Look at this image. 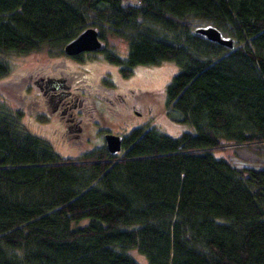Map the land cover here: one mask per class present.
I'll list each match as a JSON object with an SVG mask.
<instances>
[{
	"label": "trees",
	"instance_id": "obj_1",
	"mask_svg": "<svg viewBox=\"0 0 264 264\" xmlns=\"http://www.w3.org/2000/svg\"><path fill=\"white\" fill-rule=\"evenodd\" d=\"M0 0L4 54L62 52L86 28L129 75L164 61L177 137L131 128L61 157L0 103V264H264V165L238 170L213 152L225 142L264 149V0ZM212 27L231 47L207 39ZM104 46V45H103ZM63 53V52H62ZM84 221V222H83Z\"/></svg>",
	"mask_w": 264,
	"mask_h": 264
},
{
	"label": "rangeland",
	"instance_id": "obj_2",
	"mask_svg": "<svg viewBox=\"0 0 264 264\" xmlns=\"http://www.w3.org/2000/svg\"><path fill=\"white\" fill-rule=\"evenodd\" d=\"M128 2L135 1L128 0ZM126 44L123 39L113 37H108L103 42L104 48L116 55L125 54ZM62 52L45 47L26 55H1L7 62L8 72L0 77V103L12 111L20 112L19 123L24 129L46 139L61 157L75 159L80 156L81 150L90 151L98 148L103 143L101 136L103 131L108 130L110 134H116L120 131L118 128L120 126L123 127V130L119 132L120 135L139 126L154 127L171 137H177L181 132L191 131L187 124L171 120L169 116L171 107H168L165 102L164 86L178 71L174 63L164 61L152 66H137L129 75L124 76L116 65L102 59L101 54L97 53L94 56L84 57V62L79 63L86 65L88 72L83 73L82 76H85L86 82L93 85L92 88L95 90L91 88L83 90L79 84H77L79 85L77 90L88 96L89 101L97 106L89 121H98V124H95L96 129L93 128L87 135L80 137L81 142L78 146L81 150L76 149L72 142L73 133L67 132L65 135L60 133L56 124L57 114L51 113L50 102H41L42 91L37 85L41 83L39 78L42 75H37L40 70L41 72L47 69L57 71L64 65L68 69H75V61ZM102 74L110 80V87L100 81ZM41 85L43 86L44 83ZM74 86L75 84H72V87ZM127 88L134 89L137 102L143 104V109H139L140 116L134 114L133 111L138 110L139 106L132 108L134 105L132 100L126 103L118 98V95H122ZM109 92L113 94L109 95ZM104 96L112 102H106ZM135 96L132 95L133 98ZM98 99L102 102V106L96 102ZM129 106H131L130 109H128ZM63 136H66L64 140ZM213 155L228 161L238 170L258 169L264 165V149L256 144L236 145L225 142L216 152H213ZM127 252L137 263L145 264L144 257L137 250L130 249Z\"/></svg>",
	"mask_w": 264,
	"mask_h": 264
},
{
	"label": "flooded vegetation",
	"instance_id": "obj_3",
	"mask_svg": "<svg viewBox=\"0 0 264 264\" xmlns=\"http://www.w3.org/2000/svg\"><path fill=\"white\" fill-rule=\"evenodd\" d=\"M104 50L105 48L102 43V47L98 50L91 52L84 51L77 55L70 56V58L75 61V69H68L64 65L63 68L57 69V71H51L47 69L41 72L40 70L39 74H37L42 75L39 80L42 84L44 83L43 86L41 85V83L37 84L39 89L42 91L40 97L41 102H50L51 113L57 114L56 124L58 129L60 130V133H62V135H65L67 132H72V142L74 145L73 147H75L76 149L79 148L81 150V147L78 146L81 142L80 137L87 135L89 130H92L93 128L96 129L95 124H98V121H89L93 111L96 110L97 106H94V104L89 101L88 96L83 95L82 92L77 90V86L79 85L83 90H87L88 88L95 90L94 88H92L93 85H90L88 82H86L85 76H82L83 73L88 72L86 65L79 63L84 62V57L94 56L97 53H100L102 59H105ZM100 81L104 82L103 84L107 85V87H110L111 85L110 80L104 74L101 75ZM34 83L36 84L35 81ZM72 84H75V86L72 87ZM135 93L136 91L134 89L127 88L125 91L122 92V95H118V98L120 101L126 103H130L132 100V103H134V105H132V108H138L139 106L138 110H135L133 112L137 116H140L141 113L139 109H143V104L137 102V97L135 96ZM108 94L110 95L113 93L109 92ZM132 95H134L135 98H133ZM101 99L104 98L101 97ZM104 100L106 102H112L110 101V99L107 98ZM96 102L99 104V106H102V102L99 99L96 100ZM130 107L131 106H129L128 109H130ZM128 112L131 113L130 110H128ZM118 128L120 129V131L123 130L122 126ZM120 131H118L114 135H117L121 139L122 135L119 134ZM107 133L110 132L108 130H104L103 134H101L103 143L104 135ZM64 137L66 136H63V140L65 139ZM80 152L82 154L85 151L81 150Z\"/></svg>",
	"mask_w": 264,
	"mask_h": 264
},
{
	"label": "water",
	"instance_id": "obj_4",
	"mask_svg": "<svg viewBox=\"0 0 264 264\" xmlns=\"http://www.w3.org/2000/svg\"><path fill=\"white\" fill-rule=\"evenodd\" d=\"M196 31L211 41L231 47V40L222 38L219 32L212 27L199 28ZM101 46L102 43L98 39L96 30L93 28H86L75 38L67 42L62 51L65 55L74 56L84 51L91 52L98 50ZM104 143L109 153H116L120 149V138L117 135L110 133L105 134Z\"/></svg>",
	"mask_w": 264,
	"mask_h": 264
}]
</instances>
